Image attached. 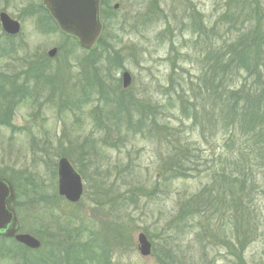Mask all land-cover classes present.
<instances>
[{"label": "rangeland", "instance_id": "1", "mask_svg": "<svg viewBox=\"0 0 264 264\" xmlns=\"http://www.w3.org/2000/svg\"><path fill=\"white\" fill-rule=\"evenodd\" d=\"M106 2L110 8L119 7L105 39L112 54L120 57L114 69L98 55H87L49 19L48 29L43 28L42 0H0V13L21 26L15 37L6 36L0 27V80L6 75L16 83L4 82L5 91L24 80L29 85L27 92L11 96L16 103L10 125L0 123V178L15 188L20 233L36 238L43 248L47 242L35 231L43 220L57 218L73 228L76 216H82V241L90 238L88 231H99L107 222L124 223L132 231L130 245L113 252V264H264V183L259 176L254 182L259 191L251 187L245 199L243 192L237 230L229 212L211 217L181 213L184 203L198 200L200 194L204 199L216 196L219 160L230 153L221 126L202 137L179 109V98H187L201 78L200 50L234 38L224 17L228 0ZM258 5L264 17V0ZM193 30L206 34L197 39ZM54 48L56 56L46 57ZM81 67L103 95L97 89L89 94L90 88L87 96L81 94ZM124 72L131 77L127 90L121 84ZM45 73L53 78L42 83L39 76ZM68 98L81 103L70 106ZM120 98L133 108L118 117ZM140 120L145 124L141 134L136 131ZM175 140L189 149L186 175L179 178L169 175L174 166L166 164L168 144ZM62 156L83 172L84 196L77 204L57 191ZM139 233L152 244L151 258H141L137 251ZM0 264L22 262L0 254Z\"/></svg>", "mask_w": 264, "mask_h": 264}, {"label": "trees", "instance_id": "2", "mask_svg": "<svg viewBox=\"0 0 264 264\" xmlns=\"http://www.w3.org/2000/svg\"><path fill=\"white\" fill-rule=\"evenodd\" d=\"M107 2L103 0L101 6V20L104 28L102 36L97 47L87 55H98L101 61L108 64V69H114L115 60L118 61L120 57L115 51H113L115 56L112 54L110 46L105 44V39L107 29L114 25L113 20L118 15V11L113 12ZM258 4L259 0H228L226 7L229 13L224 17L227 19L229 30L235 31L234 38L231 40L228 38L219 45H209L200 50L199 54L203 59H201V78L197 79L198 85L196 84L187 98L186 95L179 98L180 113L191 121L192 126L199 128L202 137L218 125L221 126L224 148L230 152L228 156L219 160L221 166L216 171V180L218 179L216 196L204 199L200 194L198 200L186 201L181 213L184 216L199 214L201 217L206 215L211 217L229 212L230 217L233 218L234 229H239L241 224L238 211L243 202V192L247 193V196H244L245 199L249 197L248 190L251 187L259 191L254 185L258 176L264 183V17ZM40 10L43 15L39 17V20L42 22L41 26L46 28V19L50 20V18L42 7ZM212 31L214 30H210L209 33ZM204 32L206 34V31ZM204 32L192 31L193 34L198 35L197 39L201 38ZM110 38L115 40L116 37L111 34ZM99 45L102 47L97 51ZM80 73V77H83V79L81 77V83L79 76H76L82 95L87 96V88H90L89 94L93 89H97L101 95L104 94L99 85L98 88L93 87L87 70H82L81 67ZM2 76L4 79L0 80V107H5V111L0 113V123L7 125L15 102L11 96L15 97L17 94L27 92L29 85L24 80L17 87L10 89L11 91H5L4 82L11 85L16 83L10 80V76ZM52 76L45 73L39 78L43 81L42 83H46L53 78ZM108 98L106 92L103 100L107 101ZM80 101L70 102L68 98L66 103L70 102V106H74L81 103ZM74 102L76 104L72 105ZM118 102V113L116 111L115 114H118V117L123 111L129 114L133 106L131 107L124 98H120ZM143 123L142 120L137 122L136 131L140 134V129L145 126ZM168 145L171 155L167 157L166 164L174 166L173 170H175V172L172 170L169 175L174 174L177 178L184 177L187 171L185 160L189 152L188 145L183 146L176 140ZM79 173L83 175L81 170ZM261 192L264 194L263 190ZM236 193L241 194L239 198ZM127 195L135 196L133 192ZM130 201L133 202V200ZM78 217L76 216L78 224L73 225V228H70L69 223L63 226L57 218L54 222L43 220L35 231L47 243L37 252L30 251L13 241L0 239V254L12 260H20L22 264H113V252L123 250L124 244L128 247L132 241L130 238L132 231L121 222L113 224L107 222L99 231H88L90 238L82 241L78 238V234L82 233L86 218L81 216L80 222ZM6 242H11L12 245H6ZM30 253L33 257L28 256Z\"/></svg>", "mask_w": 264, "mask_h": 264}, {"label": "water", "instance_id": "3", "mask_svg": "<svg viewBox=\"0 0 264 264\" xmlns=\"http://www.w3.org/2000/svg\"><path fill=\"white\" fill-rule=\"evenodd\" d=\"M101 0H43L44 8L55 21L63 35H68L77 40L79 46L85 50H91L96 44L102 31L100 21ZM114 10L118 5H114ZM2 31L8 36L20 34V24L11 19L7 14H0ZM57 50L48 52L50 59L56 56ZM122 88L130 87L131 78L128 73H122ZM58 194L70 203H77L83 192L80 176L72 169L66 159L61 158L57 165ZM15 192L12 184L0 178V237L13 239L17 243L32 250H38L41 243L28 234H19V224L14 213L13 205ZM137 249L142 258L151 256V244L144 234L136 237Z\"/></svg>", "mask_w": 264, "mask_h": 264}]
</instances>
